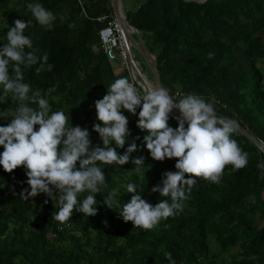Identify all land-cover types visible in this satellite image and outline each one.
<instances>
[{
    "label": "trees",
    "instance_id": "obj_1",
    "mask_svg": "<svg viewBox=\"0 0 264 264\" xmlns=\"http://www.w3.org/2000/svg\"><path fill=\"white\" fill-rule=\"evenodd\" d=\"M30 3H40L56 15L51 30L35 20ZM122 9L147 49L157 55L161 84L175 99L187 93L214 97L218 116L236 120L264 144V0H133L130 5L122 0ZM102 16L107 20L98 22ZM113 17L110 0H0V47L15 20L31 21L25 35L33 48L26 51L47 53L53 68L40 73L35 70L39 64L22 68L24 82L48 100L52 111L69 115V124L88 128L93 146L100 143L92 131L98 122L94 101L116 79L128 78L126 71L116 72L98 36ZM16 107L9 96L0 112L7 111L10 120ZM139 110L137 116L124 112L131 137L117 151L123 154L139 135L138 151L131 156L145 157V175L132 172L131 161L100 165L107 187L95 195V216L73 212L69 221H55L57 202L45 194L34 203L21 197L29 187L22 183L27 179L23 168L9 174L0 167V264H171L166 252L175 264H264V170L257 167L264 155L237 132L232 138L249 153L247 166L239 171L226 166L219 184L197 178L183 211L154 229L125 223L117 210L103 204L112 189H118L120 206L129 201L128 183L136 184L137 194L153 205L170 202L151 188L161 182L162 173L176 171V161L150 158L142 144L145 133L136 127ZM7 122L0 119V125ZM169 124L175 128L176 119L170 118Z\"/></svg>",
    "mask_w": 264,
    "mask_h": 264
},
{
    "label": "clouds",
    "instance_id": "obj_2",
    "mask_svg": "<svg viewBox=\"0 0 264 264\" xmlns=\"http://www.w3.org/2000/svg\"><path fill=\"white\" fill-rule=\"evenodd\" d=\"M27 7L46 31L54 27L57 17L52 11L40 3H30ZM13 23L6 33L7 43L0 47V104L11 96L17 107L10 120L7 111L0 112V119L8 121L0 125L3 148L0 167L9 174L23 168L27 179L22 183L29 187L23 189L21 197L34 203V198L45 194L57 202L59 208L52 217L55 221L63 224L71 219L73 212L88 217L97 215L98 209L93 207L97 203L95 195L107 187L104 168L100 165L123 166L131 161L135 165L132 172L145 175L142 173L145 157L131 156L138 151L139 135L131 138L123 154L117 151L124 149L131 137L125 111L137 116L140 109L136 127L145 133L142 144L152 160L176 161V171L162 173L161 182L151 188L152 193L170 197V202L164 199L155 205L149 203L137 194L134 183L127 184V193L132 195L122 206L117 199L118 189L104 196L103 204L117 210L125 223L152 230L161 220L183 211V202L190 198L197 178L219 184L226 166L230 165L234 171L247 166L249 153L232 138L238 123L218 116L214 97L206 100L201 95L187 93L177 100L167 87L158 84L141 94L126 77L116 79L106 88V94L94 101L98 122L93 124L92 131L98 133L100 143L93 146L88 128L69 124V115L63 110L52 111L48 100L24 82L22 68L39 64L35 70L40 73L45 69L52 71L53 65L48 64L47 53L37 56L34 50L26 51L33 48L32 39L25 35L31 21L17 19ZM208 55L210 59L214 57V53ZM174 109L179 110L178 116L171 115ZM170 118L176 119L175 128L170 126ZM257 167L264 170V162ZM86 192L89 194L79 199ZM165 258L175 264L171 253L166 252Z\"/></svg>",
    "mask_w": 264,
    "mask_h": 264
},
{
    "label": "built area",
    "instance_id": "obj_3",
    "mask_svg": "<svg viewBox=\"0 0 264 264\" xmlns=\"http://www.w3.org/2000/svg\"><path fill=\"white\" fill-rule=\"evenodd\" d=\"M107 18V16H102L97 18V21L104 22ZM98 36L107 59L118 69L126 71L130 82L143 94L144 89L149 87L145 73L140 63L135 60L126 35L114 17L99 30Z\"/></svg>",
    "mask_w": 264,
    "mask_h": 264
},
{
    "label": "water",
    "instance_id": "obj_4",
    "mask_svg": "<svg viewBox=\"0 0 264 264\" xmlns=\"http://www.w3.org/2000/svg\"><path fill=\"white\" fill-rule=\"evenodd\" d=\"M184 1L201 4L207 0H184ZM110 2H111L113 16L117 21V23L119 24V26L121 27V29L123 30V32L125 33L126 38L131 46V49L134 50L141 57L143 63L147 66L152 76V79L149 80L148 76L145 74L146 82L148 83L150 81V83L148 84L149 86L157 85V84L162 86L160 81L158 66H157V55L154 52H151L147 49L146 44L140 32L126 20L123 14L122 0H110ZM171 115L173 117L178 116L179 110L174 109ZM236 132L239 133L241 136L247 138L264 155V144L261 143L259 140H257L254 136H252L247 129H245L240 124H238V129Z\"/></svg>",
    "mask_w": 264,
    "mask_h": 264
},
{
    "label": "rangeland",
    "instance_id": "obj_5",
    "mask_svg": "<svg viewBox=\"0 0 264 264\" xmlns=\"http://www.w3.org/2000/svg\"><path fill=\"white\" fill-rule=\"evenodd\" d=\"M133 0H129V5L132 4ZM124 8H126V6H124ZM134 53V58L136 61H138L144 71V73L148 76L149 80L152 79V76L147 68V66L143 63V60L141 59V57L133 50ZM150 83V81L148 82Z\"/></svg>",
    "mask_w": 264,
    "mask_h": 264
},
{
    "label": "crops",
    "instance_id": "obj_6",
    "mask_svg": "<svg viewBox=\"0 0 264 264\" xmlns=\"http://www.w3.org/2000/svg\"><path fill=\"white\" fill-rule=\"evenodd\" d=\"M116 72H117V73H119V72H120V70L117 68V69H116Z\"/></svg>",
    "mask_w": 264,
    "mask_h": 264
},
{
    "label": "bare ground",
    "instance_id": "obj_7",
    "mask_svg": "<svg viewBox=\"0 0 264 264\" xmlns=\"http://www.w3.org/2000/svg\"><path fill=\"white\" fill-rule=\"evenodd\" d=\"M149 84V83H148Z\"/></svg>",
    "mask_w": 264,
    "mask_h": 264
}]
</instances>
